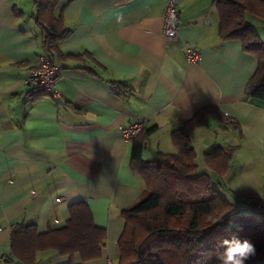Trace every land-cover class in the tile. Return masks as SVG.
Wrapping results in <instances>:
<instances>
[{
	"label": "crops",
	"instance_id": "0c3cea01",
	"mask_svg": "<svg viewBox=\"0 0 264 264\" xmlns=\"http://www.w3.org/2000/svg\"><path fill=\"white\" fill-rule=\"evenodd\" d=\"M168 0H61L69 34L52 54L59 66L58 97L33 95L29 70L42 52L44 30L35 23L33 0H0V264L10 252V228L24 222L39 233L63 227L68 205L83 200L93 221L106 230L100 258L72 264H118L117 240L125 221L120 211L144 190L131 166L132 141L121 129L137 120L156 130L143 139L142 158L175 154L171 132L198 110L212 107L189 133L200 171L215 144L237 145L225 189L264 197V102L245 99L244 86L257 58L238 39L222 38L215 0H175L178 36L161 35ZM245 19L264 44V20ZM202 55L188 64L185 46ZM110 82H119L120 94ZM234 119L239 131L218 119ZM35 264H69L57 251L37 252Z\"/></svg>",
	"mask_w": 264,
	"mask_h": 264
},
{
	"label": "trees",
	"instance_id": "16d2710c",
	"mask_svg": "<svg viewBox=\"0 0 264 264\" xmlns=\"http://www.w3.org/2000/svg\"><path fill=\"white\" fill-rule=\"evenodd\" d=\"M33 1L35 23L44 30L43 48L52 57L57 52V43L69 34L63 27L61 12L55 14L61 0ZM214 5L221 37L240 40L243 49L257 58V67L244 86L245 99L264 102V44L245 19V14H249L264 20V0H215ZM110 85L120 94L119 82H110ZM212 109L198 110L171 132L177 147L175 154L157 152L154 159L143 160V139L156 126L142 127L131 139V166L143 180L144 190L137 201L120 211L125 224L117 240L118 264H219L217 254L223 247L221 241L233 234L251 240L255 246V254L246 264H264V220L245 208L239 199L237 207L216 188L225 189L221 178L237 145L215 144L203 154L204 164L218 178L215 183L207 172L199 170L195 161L189 133L203 124L204 113ZM218 119L238 129L241 136L236 120L221 112ZM68 211L69 218L63 227L43 233L33 224H13L11 249L3 259L13 264H35L36 253L47 250L67 256L69 264L75 254L82 262L100 258L105 246V228L94 223L83 200L70 203Z\"/></svg>",
	"mask_w": 264,
	"mask_h": 264
},
{
	"label": "built area",
	"instance_id": "2783aa9c",
	"mask_svg": "<svg viewBox=\"0 0 264 264\" xmlns=\"http://www.w3.org/2000/svg\"><path fill=\"white\" fill-rule=\"evenodd\" d=\"M178 9L175 0H168L164 13L161 35L165 42L169 43L178 36ZM185 60L188 64H199L202 55L195 47L185 46ZM59 76V66L52 59L46 49H43L37 56L36 64L29 70L27 84L30 89L37 93L48 94L51 97H58L59 92L55 83ZM142 128V121L137 120L130 126L121 129V135L127 141L131 140ZM240 203L254 215L264 220V197L239 195Z\"/></svg>",
	"mask_w": 264,
	"mask_h": 264
},
{
	"label": "clouds",
	"instance_id": "9594fccd",
	"mask_svg": "<svg viewBox=\"0 0 264 264\" xmlns=\"http://www.w3.org/2000/svg\"><path fill=\"white\" fill-rule=\"evenodd\" d=\"M223 247L217 254L219 264H246L250 256L255 254V246L251 240L238 235L224 237Z\"/></svg>",
	"mask_w": 264,
	"mask_h": 264
},
{
	"label": "rangeland",
	"instance_id": "374dc122",
	"mask_svg": "<svg viewBox=\"0 0 264 264\" xmlns=\"http://www.w3.org/2000/svg\"><path fill=\"white\" fill-rule=\"evenodd\" d=\"M253 18H256V17H253ZM255 20H259V18H256ZM260 20H262V19H260ZM257 27H258V24H256L255 23V21H254V23H253V29L255 30V29H257ZM261 39V38H260ZM257 197V196H256Z\"/></svg>",
	"mask_w": 264,
	"mask_h": 264
}]
</instances>
